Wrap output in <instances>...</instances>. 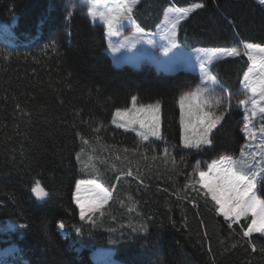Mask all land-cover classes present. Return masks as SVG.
<instances>
[{
	"label": "trees",
	"instance_id": "1",
	"mask_svg": "<svg viewBox=\"0 0 264 264\" xmlns=\"http://www.w3.org/2000/svg\"><path fill=\"white\" fill-rule=\"evenodd\" d=\"M171 2L182 10L194 9L177 31V44L184 50L264 46V7L255 0H140L133 19L154 32L172 10ZM65 4L0 0V19L11 24L17 18L18 41L15 48L0 44V249L18 247L13 264H96L90 253L97 249L112 250L114 261L122 264H264V237L242 234L250 219L229 228L199 185L198 191L185 188L188 177L198 178L194 169L207 171L221 156H239L246 142L244 111H229L212 133L211 146L185 149L178 100L199 85L200 76L115 66L107 52L106 29L80 16L67 24ZM196 4L202 7L194 8ZM248 67L242 56L210 71L234 95L241 92ZM133 96L137 105L160 103L162 141L143 142L113 125L115 109L131 107ZM82 148L95 156L99 180L81 171L77 153ZM153 155L158 159L153 161ZM113 164L117 170L131 168L133 176L117 181L120 172ZM80 180L110 190L115 186L104 215L94 217L95 226L80 220L74 203ZM36 181L49 193L44 204L32 197ZM60 221L74 239L73 226L82 229V254H75L82 249L74 242L75 253L69 249L58 231Z\"/></svg>",
	"mask_w": 264,
	"mask_h": 264
},
{
	"label": "snow or ice",
	"instance_id": "2",
	"mask_svg": "<svg viewBox=\"0 0 264 264\" xmlns=\"http://www.w3.org/2000/svg\"><path fill=\"white\" fill-rule=\"evenodd\" d=\"M137 2L138 0H83V4L87 8L86 14L92 20H101L109 34L113 35L119 32L124 21L135 24L132 14ZM261 2L264 3V0ZM201 7L200 4L194 6V8ZM191 10L194 9L178 10L174 16L165 12L164 21L171 24L173 36L176 25L180 20L185 19ZM136 30L143 32L139 25H136ZM110 47L112 46L110 45ZM244 49V54L251 64L249 70L244 73L242 81L245 98L239 99L237 105L245 108L244 119L247 123L241 130L246 139L245 146L241 148L238 157L224 155L218 160L212 161L207 165V171L194 169L198 178L188 177L185 188L191 187L193 191H198L197 185H199L200 189H203V195L210 196L215 203L217 214L229 222V228H232L234 224L239 225L242 219L245 221L250 219V222L242 228V234L245 238H251L253 233H259L261 237H264V46L246 43ZM113 51H118V49L113 48ZM222 54L239 56L241 53L233 49ZM208 80L214 83L215 77H208ZM214 91V88L198 87L195 91L180 97L179 124L181 143L184 148L200 150L204 146H211L213 130L229 113L232 107L231 95L215 98V106L217 108L223 106V111L217 113L213 110V102L209 99V95ZM131 101V107L115 109L112 123L126 130L132 128L142 141H148L149 137H155L157 140L164 139L161 133L160 103L137 105L136 96H133ZM257 116L262 121L259 128H256L253 123ZM134 126H138L139 130ZM94 131L98 132L99 128ZM77 135L81 137L85 145L90 144V141L79 132ZM96 139L99 141V137ZM254 142L257 151L250 153L247 149L252 147ZM138 150V147L131 149L133 154ZM124 151L128 152L129 149L125 148ZM81 152H83V148ZM80 155L77 153L78 160ZM163 155L164 162L167 163L169 158L167 148L163 150ZM257 156L260 157L259 161L256 160ZM142 158L147 160L148 156L144 154ZM116 159L119 160L120 157L117 156ZM151 159L155 161L158 157L153 155ZM171 163L175 167L174 157L171 159ZM112 168L114 171L120 172L115 177L117 181L123 176H133L131 168L126 171L117 170L115 164L112 165ZM134 178L138 179L139 177ZM31 190L39 199H44L49 195L39 181L35 182ZM114 191L115 186L110 190L96 181H77L73 199L79 209L80 220L95 226L94 217L97 214L101 217L104 215L102 208L112 199ZM58 227L64 229V222L60 221ZM73 227L78 235H82L81 228ZM19 228L24 229L26 225L21 224ZM251 247L255 252V244H252Z\"/></svg>",
	"mask_w": 264,
	"mask_h": 264
},
{
	"label": "rangeland",
	"instance_id": "3",
	"mask_svg": "<svg viewBox=\"0 0 264 264\" xmlns=\"http://www.w3.org/2000/svg\"><path fill=\"white\" fill-rule=\"evenodd\" d=\"M255 1L264 7V3H262L261 0H255ZM173 12H170V15L174 16L176 14L175 10ZM86 13H87V8L84 6L83 0H66L65 16H66V23L67 24H70V22L72 21V19L75 16H80L83 19L89 21L90 23L98 24V25L104 27L107 31L106 26L104 25V23L101 20H99V19L92 20ZM187 18L188 17L180 20L179 23L176 25L175 30H174L175 31L174 36L172 35L173 29L171 27V24L166 23L164 25V30H162L161 32L163 34H165V37H167L168 40L173 41L171 44H166V45L160 44L158 46V43L154 44L150 41L154 38L158 39L159 38L158 35L156 37H154L155 35L149 36V35H144V33H140L137 36L129 38L130 31L132 29H136V25L131 23L130 21H124L119 32L114 34V35L109 34V32L107 31L106 35L108 38V52H109L110 56H112L115 59L114 64L116 66H122L123 64H129V65L136 64V65H139V68L144 65L143 70L148 71V72H153V71L149 70V68L147 67L149 65V60L152 58V59H156V62L158 63L157 67L160 69H163V70H172V69L176 70L177 69L179 71H184V72H197V73H199V75H201V74L203 75L204 73L210 72V69L212 67V62L202 61L199 63L196 61L197 63L196 64L194 63V65H193L194 55H187L188 58L186 56L181 57V54H182L180 52L181 48L176 43V34L178 31V25L180 24V22L186 20ZM16 27H17V19L16 18L13 19L11 24H6L4 21H2L0 19V44L2 43L3 45H7V46H11V47H14V46L17 47L18 41H17V36L14 32V29ZM126 38H128V39H126ZM146 42H149V43H146ZM245 44L246 43H241L236 48H234L235 50H237L241 53L239 56H227L226 54H222V53H225L226 51H207V52H204L201 54L204 57H212V58L216 57L218 59L233 58V57L240 58V57L244 56L247 59L249 66H250L251 61H249L248 57L244 54L245 53V49H244ZM110 45L112 47H110ZM138 45H142L143 47L140 48L139 50L134 49V46H138ZM113 48L118 49V51H113ZM202 50L206 51V49H202ZM227 51H231V50H227ZM186 52H188L190 54H195V56H196V50L195 51L194 50L193 51H186ZM185 59H186V61L188 60V63L185 61ZM189 63H191V64H189ZM248 70H249V67H248L247 71ZM179 71H177V72H179ZM177 72H175V73H177ZM200 72H201V74H200ZM196 88H194V89H196ZM190 91H192V90H190ZM187 92H189V91L182 93L180 95V97ZM180 97H179V99H180ZM243 98H245V92L244 91L240 92L236 96H232V99H231L232 107H231V109L237 108L239 110H243L244 116H245V108L237 105V101L239 99H243ZM178 107H179V100H178ZM160 118H161V133H162L161 109H160ZM257 120L260 121L261 118L259 116H257L256 118H254L253 123L255 124V122ZM118 122H121V121H118ZM245 123H247V121L244 119V124ZM113 125L116 126V124H113ZM134 127H136V129L139 130L138 126H134ZM121 130H123L125 132L136 134V131H133L132 128H129L127 130L124 128H121ZM148 141H159L160 142V141H162V139L157 140L155 137H149ZM148 141H143V142H148ZM182 146H183V144H182ZM244 146H245V144H244ZM204 147H206V146H204ZM247 151L250 153H254L257 151L255 142L253 143L252 147L247 149ZM80 154L81 155H80V159H79V165H80L81 171L86 176L94 178L96 180H99L100 178H102L101 173L95 167V163H96L95 156L92 155L90 152L85 153L84 151L80 152ZM249 159H250V157H249ZM259 159H260V157L257 156L256 160L259 161ZM110 200L108 201V203L110 202ZM106 205H104L103 208ZM221 217H223V216H221ZM254 234L260 235L259 233H253V235ZM65 235H66V237H69L70 233L68 231H66ZM15 249L16 248H14V249L12 248V251H7V250H11V248H6L3 251H1L0 252V264H11L13 261H16L17 260V253L16 252L17 251H15ZM91 256L99 264H110V263L113 264V262H112L113 257L107 256V257H105V260L101 261V259H102L101 256L99 257V255H97V254H92Z\"/></svg>",
	"mask_w": 264,
	"mask_h": 264
},
{
	"label": "crops",
	"instance_id": "4",
	"mask_svg": "<svg viewBox=\"0 0 264 264\" xmlns=\"http://www.w3.org/2000/svg\"><path fill=\"white\" fill-rule=\"evenodd\" d=\"M140 4V1L138 0V2H137V4H136V6L134 7V9L138 6ZM133 9V10H134ZM174 13V12H173ZM166 24V22H163L158 28H157V30H156V32L154 33V37H156L157 35L159 36V38L157 39V38H154V39H152V40H150L152 43H154V44H157L158 43V46L160 45V44H171L173 41H171V40H168L167 39V37H165V34H163L161 31L162 30H164V25ZM140 33H146L145 31H143V32H138L136 29H132L131 31H130V33H129V38L130 37H134V36H137V35H139ZM144 35H146V34H144ZM127 36V35H126ZM176 37H177V34H176ZM173 40V39H172ZM107 42H108V38H107ZM146 43H149V42H146ZM143 46L142 45H138V46H134V49H136V50H139L140 48H142ZM202 51V52H201ZM207 51H214V50H201V49H197L196 50V56H195V54H190V53H188V52H185L184 50H182V49H180V52L182 53L181 54V57L182 56H186L187 58H188V56L187 55H194V59H193V65H194V63L196 64L197 62H202V61H209L210 59H211V62H212V67L213 66H216L217 64H219L220 62H223V61H225V60H233V59H237V57H233V58H225V59H218V58H216V57H214V58H212V57H204L201 53H204V52H207ZM184 53V54H183ZM205 55V54H204ZM112 57V56H111ZM112 59H113V62H114V58L112 57ZM191 59V58H190ZM185 61H186V59H185ZM197 61V62H196ZM187 63H188V60L186 61ZM189 64H191V63H189ZM124 65V64H123ZM126 65H129V64H126ZM129 66H132V67H135V68H139V65H136V64H133V65H129ZM158 66V63L156 62V59H150L149 60V65L147 66L148 68H149V70H151V71H153V72H156V73H160V74H173V73H175V72H177V71H179V70H163V69H160V68H158L157 67ZM143 67H144V65L142 66V67H140L141 69H143ZM247 72V71H246ZM195 73H197V72H195ZM199 74V73H198ZM200 74H201V72H200ZM208 77H214L210 72H208V73H204L203 75L201 74L200 75V84H199V86L198 87H208V88H214L215 89V91H214V93H211L210 95H209V99L213 102V110L214 111H216L217 113L218 112H220V111H223V106H220L219 108H217L216 106H215V98L217 97V96H224V95H228V94H230L229 92H228V90L215 78V82L213 83L212 81H209L208 80ZM244 77V76H243ZM242 81H243V78H242ZM197 87V88H198ZM196 88V89H197ZM196 89H194V90H192V91H189V92H193V91H195ZM242 91H244V88H243V84L241 83V92ZM189 92H187V93H189ZM187 93H185V94H187ZM185 94H183V95H185ZM182 95V96H183ZM231 95V94H230ZM232 96H236V94H234V95H231V99H232ZM179 108H180V106H179ZM226 117V116H225ZM222 122V121H221ZM256 122H259L258 120L256 121ZM221 124V123H220ZM219 124V125H220ZM218 125V126H219ZM217 126V127H218ZM116 127V126H115ZM116 128H118V127H116ZM121 129V128H120ZM215 130V129H214ZM214 130H213V132H214ZM135 134V133H134ZM138 136V135H137ZM97 253L99 254V255H102L103 256V258H105V257H113V255H114V252L113 251H111V250H106V249H98L97 250ZM93 259V258H92ZM95 262H97L95 259H93ZM113 262V264H121V263H118V262H115L114 260L112 261ZM111 264V263H110Z\"/></svg>",
	"mask_w": 264,
	"mask_h": 264
},
{
	"label": "water",
	"instance_id": "5",
	"mask_svg": "<svg viewBox=\"0 0 264 264\" xmlns=\"http://www.w3.org/2000/svg\"><path fill=\"white\" fill-rule=\"evenodd\" d=\"M32 197L39 204H44L48 201V196L44 199H39V198H37V196L33 192H32Z\"/></svg>",
	"mask_w": 264,
	"mask_h": 264
},
{
	"label": "bare ground",
	"instance_id": "6",
	"mask_svg": "<svg viewBox=\"0 0 264 264\" xmlns=\"http://www.w3.org/2000/svg\"><path fill=\"white\" fill-rule=\"evenodd\" d=\"M68 232H69V231H68ZM69 233H70V232H69ZM70 235H71V234H70ZM69 237H70V236H69ZM13 249H14V248H13ZM16 250H17V248H16ZM7 251H12V248H11V250H7ZM7 251H6V252H7Z\"/></svg>",
	"mask_w": 264,
	"mask_h": 264
}]
</instances>
